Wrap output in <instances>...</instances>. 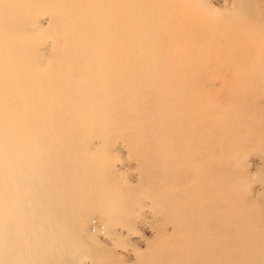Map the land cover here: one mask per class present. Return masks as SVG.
<instances>
[{
	"label": "bare ground",
	"instance_id": "bare-ground-1",
	"mask_svg": "<svg viewBox=\"0 0 264 264\" xmlns=\"http://www.w3.org/2000/svg\"><path fill=\"white\" fill-rule=\"evenodd\" d=\"M0 264H264V0H0Z\"/></svg>",
	"mask_w": 264,
	"mask_h": 264
},
{
	"label": "rangeland",
	"instance_id": "rangeland-1",
	"mask_svg": "<svg viewBox=\"0 0 264 264\" xmlns=\"http://www.w3.org/2000/svg\"><path fill=\"white\" fill-rule=\"evenodd\" d=\"M98 226H101L100 221L97 217H93L91 221L87 224L86 229L94 233L95 231L97 232Z\"/></svg>",
	"mask_w": 264,
	"mask_h": 264
}]
</instances>
